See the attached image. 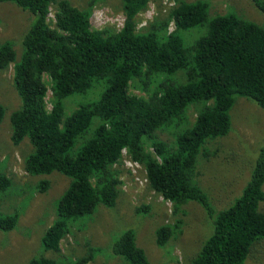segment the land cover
<instances>
[{
	"label": "trees",
	"instance_id": "16d2710c",
	"mask_svg": "<svg viewBox=\"0 0 264 264\" xmlns=\"http://www.w3.org/2000/svg\"><path fill=\"white\" fill-rule=\"evenodd\" d=\"M151 1L121 0L124 25L113 31L92 28V5L82 10L70 0H0L34 17L20 61L11 43L0 48V71L14 64L22 102L11 115L12 143L31 142L34 153L24 164L29 175L58 172L71 180L43 245L60 253L75 221L92 216L101 205H116L119 166L127 150L145 169L150 188L172 203L178 218L157 230L160 247L180 236L182 207L195 201L212 218L214 233L190 264H245L253 246L264 240V148L243 194L218 213L196 181L197 161L217 154L207 145L231 134L230 112L237 98L264 109V25L234 13L211 17L206 0H169L175 6L168 19L139 30L138 16ZM254 2L264 12V2ZM198 27L206 32L192 41L190 31ZM135 83L149 96L132 94ZM78 97L79 106L68 113L67 101ZM191 106L197 108L196 120L183 127ZM4 116L0 104V125ZM172 126L181 130L169 144L158 131ZM11 185L0 176V190ZM48 188L42 182L40 189ZM19 218L0 211V230H13ZM95 253L89 246L88 256L75 263L89 264ZM113 253L129 264H151L131 228L114 242ZM29 264L57 263L42 257Z\"/></svg>",
	"mask_w": 264,
	"mask_h": 264
},
{
	"label": "rangeland",
	"instance_id": "374dc122",
	"mask_svg": "<svg viewBox=\"0 0 264 264\" xmlns=\"http://www.w3.org/2000/svg\"><path fill=\"white\" fill-rule=\"evenodd\" d=\"M79 9L93 6L91 25L96 30L123 28L125 14L121 0H70ZM188 2L196 0H187ZM210 3V16L234 13L242 18L264 25V12L254 0H206ZM264 2V0H260ZM95 2V3H94ZM175 6L169 0H152L146 12L138 16V28H146L155 20L165 21ZM53 18V13L50 16ZM34 17L13 3H0V48L11 43L17 54L16 62L23 53L22 41ZM174 29L172 23L170 30ZM192 41L206 32V28L191 30ZM50 82V78L46 77ZM137 86V87H136ZM142 86V85H141ZM47 108L53 107L51 85ZM134 95L148 97L137 83L131 87ZM82 98L66 100L67 112L79 106ZM0 104L5 116L0 125V176L12 182L6 191L0 190V211L4 216L18 213L17 226L9 231L0 230V264H29L33 259L46 257L57 264H76L80 257L88 256L89 246L97 249L89 264H129L113 253L114 242L127 229H133L138 246L151 264H190L204 242L214 233V223L204 208L195 201L182 207V233L171 239L164 247L157 244V230L166 224L174 225L176 218L173 205L158 196L149 186L146 171L133 161L127 150L123 151L121 173L118 178L120 195L114 207L101 205L89 217L80 218L72 225L71 234L62 242L60 253L46 251L42 239L48 228L57 220L59 200L70 185L65 175L54 172L49 175L31 176L25 171L26 158L34 153L28 138L19 145L12 143L11 115L22 106L14 83V64L0 71ZM231 134L207 145L209 152L217 154L200 156L197 161L196 181L209 196L215 211L226 210L235 205L251 181L253 169L264 148V109L246 98H237L230 112ZM197 117V108L187 111V123L191 126ZM181 128L174 126L158 131L159 137L169 143L175 142V134ZM154 152L153 149H150ZM42 182L49 188L43 192ZM264 211V203L262 204ZM245 264H264V240L257 242Z\"/></svg>",
	"mask_w": 264,
	"mask_h": 264
}]
</instances>
